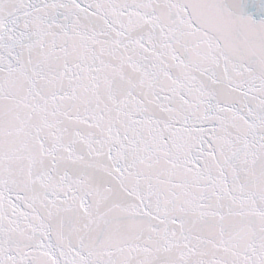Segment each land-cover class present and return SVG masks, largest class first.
Returning a JSON list of instances; mask_svg holds the SVG:
<instances>
[{"label": "snow or ice", "instance_id": "obj_1", "mask_svg": "<svg viewBox=\"0 0 264 264\" xmlns=\"http://www.w3.org/2000/svg\"><path fill=\"white\" fill-rule=\"evenodd\" d=\"M0 264H264V0H0Z\"/></svg>", "mask_w": 264, "mask_h": 264}]
</instances>
